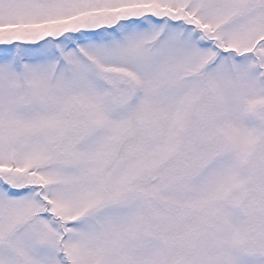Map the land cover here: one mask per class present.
I'll return each instance as SVG.
<instances>
[{"label":"snow or ice","instance_id":"1","mask_svg":"<svg viewBox=\"0 0 264 264\" xmlns=\"http://www.w3.org/2000/svg\"><path fill=\"white\" fill-rule=\"evenodd\" d=\"M0 264H264V0H0Z\"/></svg>","mask_w":264,"mask_h":264}]
</instances>
